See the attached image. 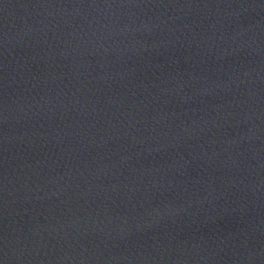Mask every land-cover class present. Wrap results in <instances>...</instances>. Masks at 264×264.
<instances>
[{
    "label": "water",
    "instance_id": "95a60500",
    "mask_svg": "<svg viewBox=\"0 0 264 264\" xmlns=\"http://www.w3.org/2000/svg\"><path fill=\"white\" fill-rule=\"evenodd\" d=\"M0 264H264V0H0Z\"/></svg>",
    "mask_w": 264,
    "mask_h": 264
}]
</instances>
